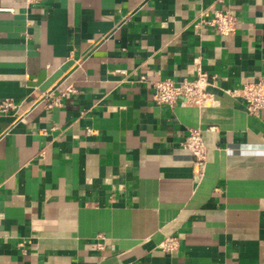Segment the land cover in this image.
<instances>
[{"label":"crops","instance_id":"crops-1","mask_svg":"<svg viewBox=\"0 0 264 264\" xmlns=\"http://www.w3.org/2000/svg\"><path fill=\"white\" fill-rule=\"evenodd\" d=\"M198 65L213 106L155 104ZM261 76L264 0H0V264H264V111L226 93Z\"/></svg>","mask_w":264,"mask_h":264},{"label":"built area","instance_id":"built-area-1","mask_svg":"<svg viewBox=\"0 0 264 264\" xmlns=\"http://www.w3.org/2000/svg\"><path fill=\"white\" fill-rule=\"evenodd\" d=\"M36 0H26L27 4H32ZM239 20L229 12L217 11L211 19L202 20L197 24L210 26L222 37L234 34L237 30ZM143 81L146 78H142ZM214 86V79L209 73L197 66L196 76L192 80L175 82L171 79L153 82V100L158 106H174L182 100L184 104L197 108L209 107L215 104V98L209 92V88ZM76 89L69 87L65 95L75 94ZM226 93L234 98H240L245 102L247 113L250 116H260L264 111V76L257 81L248 82L242 88L227 90ZM48 108L60 106L59 99L52 92L46 93L43 98ZM18 105L10 99L0 100V115L16 112ZM88 134H93V130L88 129ZM193 157V168L197 178L204 174L208 150L204 144L202 134L198 129L190 130L182 144ZM3 215L0 214V220ZM179 240L176 237H166L160 244V249L164 252H174L179 249Z\"/></svg>","mask_w":264,"mask_h":264}]
</instances>
